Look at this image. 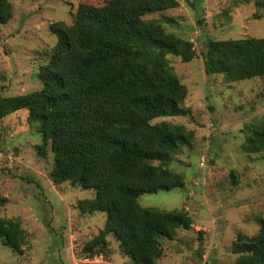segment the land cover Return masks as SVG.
Returning <instances> with one entry per match:
<instances>
[{
    "label": "trees",
    "instance_id": "16d2710c",
    "mask_svg": "<svg viewBox=\"0 0 264 264\" xmlns=\"http://www.w3.org/2000/svg\"><path fill=\"white\" fill-rule=\"evenodd\" d=\"M179 6L178 0L80 5L73 25L50 26L57 44L39 69L43 89L0 97V120L27 110L29 122L38 124L41 149L50 147L54 155L55 185L96 191L77 204L82 215H106L104 229L83 249L90 258L105 254L113 237L130 264H159L162 242L193 225L185 210L165 212L140 203L142 195L185 188L169 165L195 141L184 126L153 124L190 113L183 107L188 89L169 57L189 63L197 57L194 45L152 18ZM13 16L9 0H0V24ZM204 68L208 77L223 75L229 83L264 79V39L209 40ZM243 151L264 153V118L249 128ZM7 203L0 197V247L22 255L26 233L18 221L2 217ZM257 222L256 236L240 235L233 243L232 264H264V217Z\"/></svg>",
    "mask_w": 264,
    "mask_h": 264
},
{
    "label": "rangeland",
    "instance_id": "374dc122",
    "mask_svg": "<svg viewBox=\"0 0 264 264\" xmlns=\"http://www.w3.org/2000/svg\"><path fill=\"white\" fill-rule=\"evenodd\" d=\"M108 1L9 0L14 16L0 24V97L41 91L39 69L57 44L50 26L73 25L80 5L102 7ZM178 1V8L152 18L194 45L197 57L189 63L169 57L188 89L183 107L190 113L153 124L184 126L195 141L169 165L182 175L185 188L145 194L140 203L165 212L185 210L193 221L174 241L162 242L159 264H232L233 243L240 235L256 236L257 220L264 217V153L243 151L249 128L264 118V79L229 83L223 75L208 77L204 52L209 40L264 39V5L262 0ZM28 118L22 110L0 120V197L8 201L1 213L21 224L27 240L22 255L1 246L0 264H130L113 237L105 254L83 253L104 229L106 215H82L77 208L96 191L54 184V155L50 147L41 149L38 124Z\"/></svg>",
    "mask_w": 264,
    "mask_h": 264
},
{
    "label": "built area",
    "instance_id": "2783aa9c",
    "mask_svg": "<svg viewBox=\"0 0 264 264\" xmlns=\"http://www.w3.org/2000/svg\"><path fill=\"white\" fill-rule=\"evenodd\" d=\"M204 159L201 161V166H203L204 167Z\"/></svg>",
    "mask_w": 264,
    "mask_h": 264
}]
</instances>
